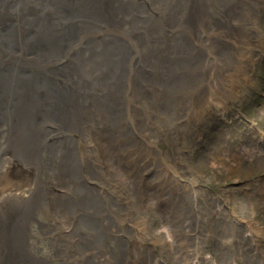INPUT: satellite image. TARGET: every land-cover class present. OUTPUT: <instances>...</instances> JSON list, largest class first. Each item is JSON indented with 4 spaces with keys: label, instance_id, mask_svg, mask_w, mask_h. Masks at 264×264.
Here are the masks:
<instances>
[{
    "label": "rangeland",
    "instance_id": "rangeland-1",
    "mask_svg": "<svg viewBox=\"0 0 264 264\" xmlns=\"http://www.w3.org/2000/svg\"><path fill=\"white\" fill-rule=\"evenodd\" d=\"M134 1L0 0V11L11 17L1 24L8 32L0 33L1 63L8 50L12 58L18 51L27 52L34 65L23 64L26 78L33 77L38 86L37 105L20 112L14 145L16 152L33 145V153L25 151L22 159H31L38 170L36 221L12 209L0 225L4 243L8 233L13 239L19 231L18 248H24L29 226L36 264H83L85 254L90 264H135L133 255L144 259L139 264H166L174 251L175 231L177 245L180 236L190 237L186 249H178L183 262L185 250H194L199 237L203 242L198 264H237L231 260L235 254L238 264H245L244 257L260 259L250 255V241L264 240L263 197L256 189L253 199L246 187L264 180H251L264 170V147L256 144L258 132L240 121L241 111L232 112L231 105L246 111L255 104L257 110L250 115L264 129V89L259 90L260 83L264 85V0H203L208 12L199 18L193 15V4L186 6L187 0ZM145 28L149 31L142 32ZM50 32L57 36L53 50L47 43ZM208 38L215 42L208 45ZM217 65L225 82L216 99L204 105L202 96L208 90L204 84L197 91L200 76ZM58 87L64 88L63 99H58L69 103L70 113L81 116L72 129H60L62 123L50 112ZM150 116L155 132L143 140H156L158 152L142 149L136 171L128 172L125 157H113L114 141L121 138V153L131 151L127 159L132 160L129 144L138 124ZM171 134L178 138L172 146ZM173 156H179L182 168L166 170L175 168L179 178L178 172L189 174L182 177L195 191L183 189L182 201L178 192L161 184L162 164L178 163ZM153 157L159 167L151 165ZM122 176L134 182L126 183ZM146 184L153 189L150 193ZM158 201L159 211L146 208ZM207 202L211 207L199 215ZM138 205H143L145 216L132 219L131 208ZM237 208L244 216L258 210L249 227ZM209 230L217 233L215 240H206ZM96 240L103 247L100 253L90 246L99 248ZM132 240L139 251L128 243ZM255 245L263 247L261 242ZM21 252L27 256L26 249Z\"/></svg>",
    "mask_w": 264,
    "mask_h": 264
},
{
    "label": "bare ground",
    "instance_id": "bare-ground-1",
    "mask_svg": "<svg viewBox=\"0 0 264 264\" xmlns=\"http://www.w3.org/2000/svg\"><path fill=\"white\" fill-rule=\"evenodd\" d=\"M129 1L135 2L134 0H129ZM192 4H193L192 9L194 10L193 12L194 17L199 18L207 14L208 12L207 6L203 0H187L186 6H190ZM2 7L3 4H0V9ZM185 19L186 16H184V21ZM10 20L11 17L9 13H6L5 11L3 12L0 11L1 34L8 35L7 30H5L1 26V24L8 23L10 22ZM145 31H149V28H145L142 30V32ZM246 34H250V33L246 32ZM56 40H57L56 33L50 32L47 38V43L51 50H53L56 47ZM206 42L208 45H212L213 42L215 41L212 38H208ZM222 42L223 41H216V44L220 45ZM23 59L25 60L24 62L22 61ZM28 60L29 57L27 52L20 53V51H18L17 54H15L14 58H12L9 53V50L7 51L5 57L2 59V63L0 60V225L2 226L12 209L14 210L17 209L18 211L22 212V214H24L25 216H28L29 222L34 223L36 221L34 217L35 215L34 201L35 198L38 197L37 195H35L38 170L32 166L31 159H26V160L22 159L24 156L23 153L25 151L29 152L30 154L33 153V145L32 144L28 145V147L25 150H21L20 148H18L17 151L18 153L14 150L16 148L14 147L15 128L17 126L20 117V112L23 108H25V110L26 108L33 109L38 102L37 93H36L38 86L36 83V79H34L33 77L30 79L26 78L27 74L24 65L27 64L34 65V62H30ZM218 66L219 65L211 68L209 73L206 71V73H203L200 76L201 77L200 80L203 82L197 86L199 87V89L197 88L198 89L197 91L198 92L201 91L202 90L201 88L204 87V84H206L208 90V95L204 93L202 96L204 105H206L209 98L211 101H214L216 99L218 87L225 82L223 78L225 75L218 70L217 68ZM15 68H17L16 70L20 71L21 74H22L21 70L23 69L24 76L23 74L20 75L15 70ZM225 69H226V64H224V66H221L220 68L221 71H224ZM235 70H239L242 73H247L245 69H241L240 67H236ZM191 74L194 76L195 72L192 71ZM232 75L236 77L238 74L234 75L232 73ZM239 75L243 76L241 74ZM58 88L59 89L56 90V93H54L57 96V98L55 97V101L53 103L52 108L50 109V112H52L53 116H55L60 121V123H62V128L60 129H64V128L72 129L73 125L81 120V116L80 114L70 113L68 107L69 103L65 104L63 101L60 100L63 99L64 88L62 87H58ZM224 92L226 91L224 90ZM76 94L78 93H73V95ZM199 95L200 93L196 94V99L197 97H199ZM205 96H207L206 100L203 98ZM25 110H23V115ZM27 114H29V111H27ZM91 118H93L92 114H91ZM148 118H149L148 121L138 124V127L135 130V134L133 136L134 141L130 142L129 144V147L134 149V152L131 154V156L133 157L132 160L127 159L130 156L131 151L127 155H123L121 153V151L123 150L120 149L119 146L121 143V138L117 137L116 140L114 141L113 157L118 155L125 157L123 166L128 172L136 171L135 168L139 166L138 165V161L140 158L139 153L141 152L142 149H148L151 154L153 153V150L158 152V150H156L154 147V143L156 140H151V141L143 140V138H145L149 133L154 131V126H155L154 119L151 118V116ZM45 120H47V116L43 118V121ZM64 134L71 136V133H69L68 131H66ZM177 140H178L177 136L175 134H171V136L168 138V143L169 145L172 146L173 142ZM173 158L178 160L177 164L169 165L163 163L161 166V168L165 169V171L163 172L164 184L162 183V181L161 184L166 185V187H168L170 191L178 192L179 199L180 201H182L184 199L181 194L183 189H187L188 194L190 193V191L193 192L195 191L186 184L185 179L182 177V176H189V174L178 172L179 173L178 175L180 176L179 178L174 175L175 168L171 170H166L167 167L182 168L181 164L179 163V156H173ZM151 165L153 167H159L160 162L157 160V158L153 157L151 159ZM33 171L36 173L35 176ZM182 171H187V170L183 169ZM122 178L126 183L134 182V180H130L126 176H122ZM32 184L33 186H31ZM145 187L147 188L149 193L153 190L151 187H148L147 184L145 185ZM256 187L258 193L262 195L263 203H264V180L258 182ZM41 188L44 189L43 186ZM149 198L156 200V197L153 196H150ZM195 200L197 203L198 202L197 198H195ZM159 202L160 201L154 204L149 203V206H146V208L151 209L152 211H159L158 206L162 205L160 204L161 202L160 203ZM22 203H24V206H17L18 204H22ZM162 203L164 204V206H172L166 202H162ZM142 206L143 205L132 206L131 208L132 212L130 214V217L132 219L143 218V216H145V214L141 212ZM207 206L211 207V205L207 202L205 206H202L200 208L199 215L205 211H208ZM168 221L170 224L173 223L171 220ZM10 225L11 223H9V226ZM180 228H183L182 224ZM248 231L251 234L255 232L254 230H248ZM175 233H176L175 231L172 232L173 249H174L173 254L171 256L168 255V259H165V262H167L168 264L169 263L175 264V262L178 263V260H181L180 258L185 259L184 257L178 256V254L180 253L178 249H186L185 248L186 241L190 239V237L180 236V239L183 240L180 243L178 240V245H177L175 239H178V235L175 237ZM27 234L29 235V240L26 243V237H25L26 246L20 249L18 248L20 247V243H21V236L19 231H15L13 239H11V235L10 233H8L7 243H4L6 241L5 234H0V242L3 244L0 250L1 251L0 264H24L25 261H27L28 264H36L35 247L32 242L33 237L29 226L26 229V235ZM189 235L193 239V234L189 233ZM216 235L217 233L215 232V236L213 235L214 238L216 237ZM244 236L246 237V235ZM129 238L134 239L132 233L129 235ZM202 242L203 239L199 237V239L196 240V245L194 247V250L192 249L185 250L188 256L184 262L182 259L181 263L182 262L185 263L186 261H188L190 262L189 264H198L200 261L199 254L201 255ZM259 242H261L263 245L261 250L259 249V245H255ZM128 243L132 245V249H134L135 251H139L138 249H141V248H137V245H134V240ZM96 244L99 245V248L97 247ZM94 245L96 246L90 245L93 248L94 251L93 253H100V251L103 249L102 245L99 244L97 240ZM250 246L253 247V251L250 252V255L258 254L260 259H249L244 257L245 264H264V257L261 258L263 256L261 252L264 253V240L261 238V239H256V241H250ZM21 249H26L27 256H25L24 253L21 252ZM133 259L135 261V264L144 262V259L138 257V255H133ZM87 260H88V256L86 254L83 255L82 257L83 264H90V262H87ZM231 260L235 261L238 264L239 254L233 255L231 257Z\"/></svg>",
    "mask_w": 264,
    "mask_h": 264
},
{
    "label": "water",
    "instance_id": "water-1",
    "mask_svg": "<svg viewBox=\"0 0 264 264\" xmlns=\"http://www.w3.org/2000/svg\"><path fill=\"white\" fill-rule=\"evenodd\" d=\"M33 173H34V176H35V172L33 171ZM34 184V183H33ZM33 184L31 185V186H33Z\"/></svg>",
    "mask_w": 264,
    "mask_h": 264
}]
</instances>
